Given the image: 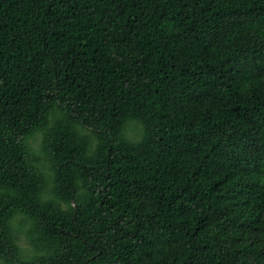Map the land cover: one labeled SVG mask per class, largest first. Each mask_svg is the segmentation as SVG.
<instances>
[{
    "label": "trees",
    "instance_id": "trees-1",
    "mask_svg": "<svg viewBox=\"0 0 264 264\" xmlns=\"http://www.w3.org/2000/svg\"><path fill=\"white\" fill-rule=\"evenodd\" d=\"M0 264H264V0H0Z\"/></svg>",
    "mask_w": 264,
    "mask_h": 264
},
{
    "label": "rangeland",
    "instance_id": "rangeland-1",
    "mask_svg": "<svg viewBox=\"0 0 264 264\" xmlns=\"http://www.w3.org/2000/svg\"><path fill=\"white\" fill-rule=\"evenodd\" d=\"M135 125L137 124L134 121L128 122V124L126 125L125 137L131 141H135V138H137V130L134 127ZM40 142H41V134H37L34 139L30 140V146L32 150L37 154V156L39 158H42V153L39 150ZM43 166L45 173L47 174L48 177H50L51 172L49 171L48 166L45 165L44 162H43ZM28 228H29V223H23L22 217L18 216L12 222V229L16 237V243L20 248L23 256L25 257L32 256L34 254V249L32 247L31 241L28 236Z\"/></svg>",
    "mask_w": 264,
    "mask_h": 264
}]
</instances>
